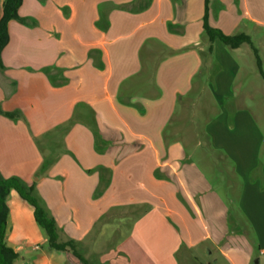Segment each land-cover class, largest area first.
<instances>
[{
  "label": "crops",
  "instance_id": "crops-1",
  "mask_svg": "<svg viewBox=\"0 0 264 264\" xmlns=\"http://www.w3.org/2000/svg\"><path fill=\"white\" fill-rule=\"evenodd\" d=\"M204 14L205 0H22L0 54V177L33 187L85 263L49 250L11 191L12 264H250L254 247L264 253V139L251 116L264 80L247 44L215 39L203 58ZM207 24L248 36L263 71L264 0H208ZM193 93L218 115L190 137L175 117ZM221 161L258 243L222 202L225 178L199 167Z\"/></svg>",
  "mask_w": 264,
  "mask_h": 264
},
{
  "label": "trees",
  "instance_id": "trees-1",
  "mask_svg": "<svg viewBox=\"0 0 264 264\" xmlns=\"http://www.w3.org/2000/svg\"><path fill=\"white\" fill-rule=\"evenodd\" d=\"M207 2L205 0V14L203 18V32L207 38L208 45L203 53V58L210 56L212 51V43L215 39L230 49H236L243 44L251 47L256 60V66L261 78L264 80V73L261 69V62L257 55V51L253 47L248 36L243 34L227 36L222 34L219 30L213 29L207 24ZM22 0H4L2 5V15L0 18V54L8 42V24L12 20H18V9ZM0 110V114H1ZM108 182H102V187L107 186ZM11 191H15L24 201H26L33 208L34 219L40 229L46 236V244L49 250L54 251H70L82 263L84 260L77 254L72 241L59 242L57 235V228L54 220L48 215L39 200L33 193V187L26 186L18 178L4 179L0 177V264H12L17 255L12 249L5 244V230L7 222V199Z\"/></svg>",
  "mask_w": 264,
  "mask_h": 264
},
{
  "label": "rangeland",
  "instance_id": "rangeland-1",
  "mask_svg": "<svg viewBox=\"0 0 264 264\" xmlns=\"http://www.w3.org/2000/svg\"><path fill=\"white\" fill-rule=\"evenodd\" d=\"M255 59V56L253 55V61ZM264 73V69H263ZM215 74V73H214ZM259 84L262 83L261 79H259ZM196 93V92H195ZM193 93L190 98L193 101L192 104L188 102L187 104H179L175 120L181 121L184 125L177 130L180 132V135L182 133L186 132L187 136L192 137L195 132V128L193 125V122H195V126L197 127L196 131L201 134H204L205 125L210 121V119H213L215 116L218 115V112H216V107H211V109H206V111L203 110V112H200V107L202 106L204 101H210V96L205 95L199 96L197 94ZM257 99L254 97L253 102L251 104V116L252 121L254 123L255 134L262 136L264 139V101H256ZM210 104V103H209ZM211 106L212 103H211ZM178 122V121H177ZM260 159H262V162H264V141L260 147ZM218 167L213 168V166H210L208 162H204L202 164H199V167L203 174L206 176V179H216V176L218 173H220V179L222 177L225 178L226 184L229 186V191H226L224 188V185H222L223 179L220 181V184L218 186V193L222 200V202L225 204V206L230 208L232 217L236 221L238 233H244L245 236L249 239H252L253 242L258 243V237L257 232L255 230H251V225L247 224V222L242 218L240 215L237 203L239 199L240 194V181L236 179L233 175L232 165L229 162L221 161ZM261 170V168H260ZM210 177V178H208ZM211 181V180H210ZM231 201V203L229 202ZM252 232V233H251ZM239 235V234H238ZM264 264V253H261L260 249L258 247H254L253 255L250 260V264ZM206 264V263H203Z\"/></svg>",
  "mask_w": 264,
  "mask_h": 264
}]
</instances>
